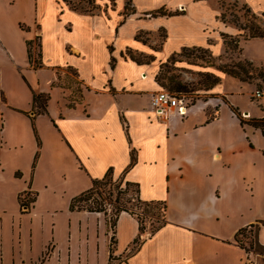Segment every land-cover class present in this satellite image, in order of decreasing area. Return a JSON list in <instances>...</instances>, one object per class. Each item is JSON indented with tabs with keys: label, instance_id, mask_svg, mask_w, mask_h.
<instances>
[{
	"label": "crops",
	"instance_id": "0c3cea01",
	"mask_svg": "<svg viewBox=\"0 0 264 264\" xmlns=\"http://www.w3.org/2000/svg\"><path fill=\"white\" fill-rule=\"evenodd\" d=\"M126 1L96 0L90 13L66 0H0L1 264H247L236 237L264 221V208L249 189L256 153L245 129L264 139L261 131L241 125L222 82L185 118L152 108L160 62L183 49L225 53L220 34L236 30L220 23L211 0H131L128 16ZM161 9L178 14L152 16ZM161 31L151 63L129 57L151 54ZM62 69L83 89L75 104ZM34 92L50 95L47 113H36ZM220 98L236 117L227 119ZM109 171L121 186L136 184L143 202L165 203L156 233H141L129 212L113 229L108 211L71 210ZM27 193L36 200L25 212ZM257 239L264 248V225Z\"/></svg>",
	"mask_w": 264,
	"mask_h": 264
},
{
	"label": "rangeland",
	"instance_id": "374dc122",
	"mask_svg": "<svg viewBox=\"0 0 264 264\" xmlns=\"http://www.w3.org/2000/svg\"><path fill=\"white\" fill-rule=\"evenodd\" d=\"M67 4L79 11L81 9L89 11L90 13H96L99 9L96 0H66ZM241 3H240V2ZM126 1V5H127ZM129 3V7L133 8ZM210 6L220 10L218 20L220 23L229 26L236 30L235 34L222 32L220 38L225 46V53H223L222 47L218 45L215 47L214 52L210 48L209 52L205 53L197 48L188 49L184 52L177 53L175 64H171L168 61L173 57L171 56L166 61L160 62L157 77L160 80V86L162 89L174 94H183L192 103H196L200 99L205 97V88L208 86V80L206 74L221 75L218 72L219 67L228 65L235 68L240 74L241 78L247 82L242 83L239 80L222 77V87L224 92L229 96L228 101L231 105L239 110V113L235 112L241 120L248 122L250 119L244 114L249 113V117H258L264 115V101H256L253 99V94L256 89L264 90V40L251 39L246 40L250 34V28L260 27L264 30V15L258 14L264 13V0H211ZM134 9V8H133ZM170 14H178V12H171ZM153 16V14H152ZM244 29V30H243ZM164 32H160L159 43L152 50L149 55L133 53L130 55L136 56L143 63L152 62L157 55L156 48L161 45V41L164 37ZM39 42L36 41V47L33 50V46L30 49L31 60H36L39 54L38 48ZM213 45V43H211ZM182 54V55H181ZM143 55V56H141ZM153 59V60H152ZM38 60V59H37ZM252 61V62H251ZM256 64H254V63ZM33 67H39V62L35 61L32 64ZM60 85L69 89L72 94L70 100L75 104L80 101L82 87L79 85V80L75 71L71 69H62L59 71ZM156 77V79H157ZM173 80L172 82L170 80ZM177 84H182V92H176L173 87ZM217 101V107H226L227 119L234 115L231 107L222 98L214 99ZM236 109V110H237ZM231 113V114H230ZM236 117V116H235ZM185 118V117H184ZM250 137V147L254 149L256 153L255 159L252 162L251 174L255 179L254 184L249 186L251 195L254 199L255 208L263 210L264 208V139L253 130L246 128ZM263 152V153H262ZM260 162V163H259ZM122 183V179L113 180L112 184L108 185L102 191V196L94 195L92 201L102 202L105 199L103 208L109 212L110 220L116 218L117 205L125 206L133 211L137 212L145 225L146 231L152 233L158 226L163 223L162 209H153L138 204L139 198L138 188L131 187L126 195H121L118 199V191H125V187L116 189L117 185ZM95 200V201H94ZM90 206L96 207L92 203H81L78 206ZM251 229H247L245 232L239 233L238 245H240L247 252L246 263L247 264H264V249L261 250L257 239V230L255 233H251ZM145 231V232H146ZM245 238L240 242V235ZM247 238V239H246ZM242 244V245H241Z\"/></svg>",
	"mask_w": 264,
	"mask_h": 264
},
{
	"label": "trees",
	"instance_id": "16d2710c",
	"mask_svg": "<svg viewBox=\"0 0 264 264\" xmlns=\"http://www.w3.org/2000/svg\"><path fill=\"white\" fill-rule=\"evenodd\" d=\"M115 1L116 0H112V2H115ZM130 2H131V0H129V2H127V5L125 7V14L127 16L132 14V13H134V9L129 7V3ZM74 9L78 10L77 8H74ZM81 10L83 12H89V11H85L83 9H81ZM153 15H155V16H158V15L172 16L173 14L167 13L164 9H161L159 11L154 12ZM249 30H250V34L248 35V38L246 40L264 39V30H261L260 27H257V28L251 27ZM28 45H29V43H28ZM197 49L200 50V51H203L205 53L209 52V49H202V48H197ZM186 50H188V49H183L182 52H184ZM128 53L130 54L131 52H128ZM29 55H30V51H29ZM177 55H178L177 53L174 54L173 57L168 62L171 63V64H175ZM141 56H143V55H141ZM130 58L132 60L136 61L139 64H143V62L140 61L134 55H130ZM113 62H114V60H113ZM147 63H150V62H147ZM218 72L221 75L230 76V77L239 79V80H241L243 82H247L246 80L241 78V74L235 68L230 67L228 65H223V66L219 67ZM206 75H207V80H208V86L205 88V92L211 91L216 86L221 84V82H222L221 76H218V75H215V74H206ZM170 81L172 82L173 80L171 79ZM157 82L158 83L160 82L158 77H157ZM79 85H81L80 82H79ZM182 88H183L182 84H177L176 86L173 87V89L176 92H178V93L182 92V90H181ZM176 95L177 96H183V94H176ZM81 97H82V90H81ZM33 98H34V106H35L36 111H37L36 113L37 114H45V113H47L48 112V104H49V101L51 99L50 95L49 94H42V93L34 92V97ZM80 100H81V98H80ZM192 104H194V103H192ZM241 125L243 127L247 126V125L248 126H252L253 128H255L257 130H260L262 135H263V137H264V118H254V119L249 120L248 122H245V121L241 120ZM39 145H40V142H39ZM113 180H114V177H113V174H112L111 171H109L107 173V175L103 179L95 180L94 183H93V187L90 190H88L87 192L81 194L79 197L75 198L72 201L71 210H80V211L85 210V211H89V212H105L106 210L103 208V205L105 203V201H104L105 199H103L102 202L95 201V200H94L95 202H93L92 198H94V195L102 196L103 189L106 188L108 185L112 184ZM121 185H122V183L118 184L116 189L118 190V188H120ZM131 187H137V185L133 184V183H126L125 184V188H126L125 191H118L117 203H119L120 196L121 195H126L129 192ZM138 193H139V189H138ZM30 197H31V199H32V201L34 203L35 200H36V195H33L31 193H27L26 194V198H30ZM137 202H138V204H140L142 206H145V207H150V208H153V209H162L163 210L162 211L163 223L160 226H158V228H156L154 231H152V234L156 233L163 226V224L165 222V215H166V211H167V206L163 202H143L140 199V197L137 199ZM81 203H92L93 205H96V207L91 208L90 206H87V205L78 206V204H81ZM116 209H117L116 218L111 220V226H112L113 229H114V227L116 225V222H117L119 216L121 215V213L122 212H129L130 214L136 215L138 217L139 223H140V232L141 233H145V231H146L145 225L143 224V221H142L140 215L137 212H135L132 209H129V208L125 207V206H122V205H117ZM260 224L264 225V221L259 222V224H257V225H251V226H249L247 228H244L239 233L245 232L248 228H255L257 230V232H258ZM251 233H253V232L251 231ZM238 236H239V234L236 237V242L239 243ZM262 249H264V248L261 247V250Z\"/></svg>",
	"mask_w": 264,
	"mask_h": 264
},
{
	"label": "built area",
	"instance_id": "2783aa9c",
	"mask_svg": "<svg viewBox=\"0 0 264 264\" xmlns=\"http://www.w3.org/2000/svg\"><path fill=\"white\" fill-rule=\"evenodd\" d=\"M253 99L256 101H264V90L256 89L253 94ZM191 102L187 99L185 95L177 96L169 91L162 89L161 91L157 92L152 98V108L155 114L162 118L166 117L169 112L176 110L177 114L184 118L188 114L189 107ZM125 186H122L124 188ZM21 202V209L25 212L29 211L33 206V201L30 198H26V195L20 197ZM253 233H255V228H249ZM114 237V236H113ZM242 239L244 236L240 235V241L242 243ZM113 238L111 239V245H113ZM1 252H0V264H1Z\"/></svg>",
	"mask_w": 264,
	"mask_h": 264
}]
</instances>
